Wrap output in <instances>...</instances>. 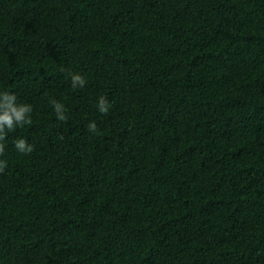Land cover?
Instances as JSON below:
<instances>
[{
	"label": "trees",
	"instance_id": "1",
	"mask_svg": "<svg viewBox=\"0 0 264 264\" xmlns=\"http://www.w3.org/2000/svg\"><path fill=\"white\" fill-rule=\"evenodd\" d=\"M0 264H264V0H0Z\"/></svg>",
	"mask_w": 264,
	"mask_h": 264
}]
</instances>
